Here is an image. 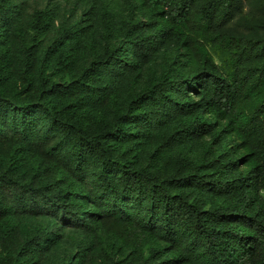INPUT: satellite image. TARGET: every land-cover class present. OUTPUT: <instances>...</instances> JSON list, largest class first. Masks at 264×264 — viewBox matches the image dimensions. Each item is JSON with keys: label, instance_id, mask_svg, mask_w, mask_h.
I'll use <instances>...</instances> for the list:
<instances>
[{"label": "trees", "instance_id": "16d2710c", "mask_svg": "<svg viewBox=\"0 0 264 264\" xmlns=\"http://www.w3.org/2000/svg\"><path fill=\"white\" fill-rule=\"evenodd\" d=\"M86 1L45 59L73 69L102 40L63 82L31 45L16 74L0 7V264H264V0ZM23 214L43 221L20 233ZM100 226L129 253L58 254L64 228Z\"/></svg>", "mask_w": 264, "mask_h": 264}, {"label": "rangeland", "instance_id": "374dc122", "mask_svg": "<svg viewBox=\"0 0 264 264\" xmlns=\"http://www.w3.org/2000/svg\"><path fill=\"white\" fill-rule=\"evenodd\" d=\"M107 6L115 11H123L121 0H106ZM11 4L17 5L15 8L11 7ZM11 7L15 10L14 15H10L14 34L11 36L10 43L4 48L5 52L11 58L12 68L17 70L16 74L21 70V58L22 50L24 46H34L41 54L44 62L43 66L46 71L47 77L63 82L73 79L84 66L88 65L94 57V51L99 46V42L102 40L100 35L94 36V46L91 47L90 43L86 46L75 60V66L73 69H62L51 58H46L49 48L58 39V29L61 24L73 23L76 20H84L86 17L84 13L90 9L86 0H0V7ZM38 10H47L52 17L51 25L48 29L38 31L30 26V22L33 14ZM50 53V52H49ZM49 56V54L47 55ZM4 158L12 164H21L28 172L33 165V159L30 157H21L11 155L7 150L3 152ZM38 221L43 219L33 217L29 215H18L13 218V223L16 225V229L22 233L28 231ZM63 242L59 246L58 254H64L65 252H77L78 242H87L92 239L94 242L93 248L101 258L109 260V257H121V253L127 254L130 249L123 245L120 239L111 234L104 227L98 228L99 236L93 237L78 231L74 228L63 229ZM0 248H2L0 246ZM96 255V260L100 257Z\"/></svg>", "mask_w": 264, "mask_h": 264}]
</instances>
